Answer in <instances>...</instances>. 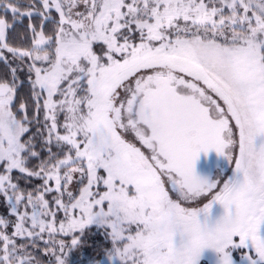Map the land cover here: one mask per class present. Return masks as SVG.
<instances>
[{"label": "snow or ice", "instance_id": "snow-or-ice-1", "mask_svg": "<svg viewBox=\"0 0 264 264\" xmlns=\"http://www.w3.org/2000/svg\"><path fill=\"white\" fill-rule=\"evenodd\" d=\"M0 10L41 21L29 25L31 46L17 48L0 17V63L5 51L30 61L33 102L30 118L9 65L0 198L15 220L0 217V264H44L16 237L34 249L43 241L49 264H70L93 226L111 246L90 264H199L206 249L219 264H236L237 251L264 264V146L255 144L264 136V0H0ZM213 150L242 181L196 175L200 154ZM14 171L43 183L25 192ZM216 204L226 214L209 227Z\"/></svg>", "mask_w": 264, "mask_h": 264}, {"label": "trees", "instance_id": "trees-1", "mask_svg": "<svg viewBox=\"0 0 264 264\" xmlns=\"http://www.w3.org/2000/svg\"><path fill=\"white\" fill-rule=\"evenodd\" d=\"M23 3H30L31 0H21ZM0 17H3L8 20L9 24L11 25L10 29L8 30V38L7 42L10 43L13 47L17 48H29L31 46V40H32V32L30 30L29 25L37 26V29L39 30V25L41 23L39 17H33L32 19H29L27 17H24L22 19H16L13 21L11 14L9 13L7 16H4L2 10H0ZM58 19L56 13L53 11L52 13V20L48 21L45 25V31L46 33H50L52 28L54 27L53 20ZM99 50V49H97ZM30 61L25 59L24 61H21L19 59H14L12 55L9 53L6 56V62L0 63V81H7L11 82L12 76H11V67H16L18 70L16 72V76L18 78V84L20 85L17 88V101L24 102L27 104V110L30 118L33 115V102L30 99V87H29V73L27 71V67ZM16 110L15 108L13 109ZM38 119L40 121L41 127L43 126L44 122V114L41 111L38 115ZM30 131L35 132L36 127L31 126ZM42 140L37 138V147L36 150L41 152V156L46 159L47 153L46 150H43L42 148ZM55 151V149H54ZM38 161L33 159L29 162V168H35ZM13 182L18 183L19 187L23 189L25 192L33 191L35 192L36 189L40 187V185L43 183L41 180L35 178V177H27L25 174H21L18 171H14L13 173ZM52 197L55 194H51ZM52 200V198H51ZM0 217L8 219L10 222L15 220L14 216L9 215V206L5 203L3 198H0ZM5 231L8 234H11L14 231V228L10 225ZM16 242L18 245L28 243V251L33 252L35 255L40 257L44 263H46V256L43 255L41 249L36 250L33 249L32 246L29 245V242H27L24 239H21L19 237H16ZM38 242V241H37ZM40 243V242H39ZM110 242L108 238H106L105 234L97 230L94 226L86 231L83 237L82 245L78 248H76L73 251L72 258L74 260L79 261H87V258H92L99 260L104 256V250L109 248ZM237 253V252H236ZM242 252H239L241 254ZM238 254V255H239Z\"/></svg>", "mask_w": 264, "mask_h": 264}, {"label": "rangeland", "instance_id": "rangeland-1", "mask_svg": "<svg viewBox=\"0 0 264 264\" xmlns=\"http://www.w3.org/2000/svg\"><path fill=\"white\" fill-rule=\"evenodd\" d=\"M82 7V6H81ZM54 11V10H53ZM57 15V17H58V14H56ZM7 54H9V53H7L6 51H5V56H7ZM60 119H61V121L63 120V115H61V117H60ZM61 131H62V129H61ZM255 144H256V147L257 148H260L261 146H264V136H261V137H257V139H256V141H255ZM242 179H243V177H242V175H240V176H237V180H239V181H242ZM76 185H75V183L72 185V189L74 190V194H78L76 191H75V189H76ZM46 199H48L49 201H50V207H52L53 205H52V200H51V198H52V195L51 194H48V195H46V197H45ZM30 210V209H29ZM226 213H225V210L223 209V212L222 213H220L219 215H218V217L214 220V224H212V225H209V227H214L215 226V223L217 222V221H219L224 215H225ZM57 217H58V220L59 219H63V214H62V212H58L57 213ZM48 237H47V235L45 234V237H44V239L46 240ZM60 238H63V239H65L66 241H68V240H70V238H67V237H60ZM40 242V243H39ZM29 245L31 246V244H30V242H29ZM44 243H43V241H38L37 242V247L35 248L36 250H40L41 249V251H42V253H43V249H44ZM34 249V248H33ZM74 251V250H73ZM73 251L71 252V255H70V264H90V262H92V261H101L102 259H104V256L101 258V259H99V260H96V259H92V258H87V261H84V262H82V261H79V260H74L73 258H72V254H73ZM239 252H241V251H237V253H233V256H234V260H235V262H236V264H246V261H242L241 260V258H240V255L242 254H239ZM239 254V255H238ZM46 263H44V264H49V257H47L46 256ZM105 264H107V261H105ZM199 264H219V259H218V255L213 251V250H211V249H206V250H204V252L202 253V258L200 259V261H199Z\"/></svg>", "mask_w": 264, "mask_h": 264}, {"label": "flooded vegetation", "instance_id": "flooded-vegetation-1", "mask_svg": "<svg viewBox=\"0 0 264 264\" xmlns=\"http://www.w3.org/2000/svg\"><path fill=\"white\" fill-rule=\"evenodd\" d=\"M215 98V97H214ZM222 103V102H221ZM128 139L132 140L134 143H136L137 147H140L142 151L145 152L146 155L149 154V150L146 149L145 147H143L142 145L139 144L138 141L134 140V136L133 134H129L128 135ZM203 154V153H201ZM200 154V155H201ZM235 177L237 179V176L235 174V169H234V164H231L226 157L224 156V158L222 160L219 161V163L217 164V166L213 169L212 174L210 176V178L208 179L209 181H215L218 178H232ZM173 198H176V194L172 193ZM207 202V198H202L201 201L197 202L200 206L203 205V203ZM191 206H197V204H193ZM223 206L216 204L214 205L213 209H212V214H211V220H214L215 218H212L215 213H222L223 212ZM201 221H204V217H201ZM203 223V222H202Z\"/></svg>", "mask_w": 264, "mask_h": 264}, {"label": "water", "instance_id": "water-1", "mask_svg": "<svg viewBox=\"0 0 264 264\" xmlns=\"http://www.w3.org/2000/svg\"><path fill=\"white\" fill-rule=\"evenodd\" d=\"M223 158L224 156L218 155L214 150L210 151L207 154L205 153L201 154L195 165L196 175L202 179L208 180L212 174L213 169ZM218 215L219 213L217 214L215 213V215L212 218L216 219ZM214 220H211L209 225L214 224Z\"/></svg>", "mask_w": 264, "mask_h": 264}, {"label": "clouds", "instance_id": "clouds-1", "mask_svg": "<svg viewBox=\"0 0 264 264\" xmlns=\"http://www.w3.org/2000/svg\"><path fill=\"white\" fill-rule=\"evenodd\" d=\"M250 159H252L253 161L256 159V157H255V155L253 154V155H251L250 156Z\"/></svg>", "mask_w": 264, "mask_h": 264}]
</instances>
